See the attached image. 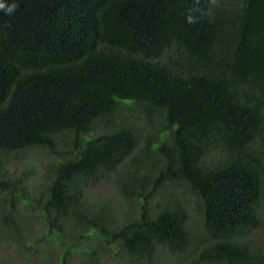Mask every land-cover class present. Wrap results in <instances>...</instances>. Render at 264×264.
Wrapping results in <instances>:
<instances>
[{
  "label": "trees",
  "instance_id": "obj_1",
  "mask_svg": "<svg viewBox=\"0 0 264 264\" xmlns=\"http://www.w3.org/2000/svg\"><path fill=\"white\" fill-rule=\"evenodd\" d=\"M3 2L18 8L0 10V155L37 147L62 157L41 205L18 194L1 169L0 199L9 207L32 202L44 225L60 232L44 233L61 248L56 264H69L73 250L64 240L72 236L64 229L71 223L92 221L94 237L119 245L128 264L150 262L158 245L183 250L182 203L153 212L149 202L172 180L200 200L212 241L198 261L264 264V244L252 247L240 236L259 227L264 240V0H231L234 7L223 0ZM189 9L195 23L186 22ZM132 111L155 129L158 142L147 133L146 151L161 158L155 167L142 156L131 160L121 193L138 213L109 232L89 218L77 182L133 148ZM95 126L102 131L87 136ZM67 135L70 147L56 150Z\"/></svg>",
  "mask_w": 264,
  "mask_h": 264
},
{
  "label": "rangeland",
  "instance_id": "obj_2",
  "mask_svg": "<svg viewBox=\"0 0 264 264\" xmlns=\"http://www.w3.org/2000/svg\"><path fill=\"white\" fill-rule=\"evenodd\" d=\"M218 1V0H217ZM228 6L234 7L231 0H223ZM127 109V108H126ZM124 114H129L125 112ZM115 119L119 115H114ZM130 121L139 134L133 148L119 157V160L108 169H102L93 179H80L77 186L81 189L82 206L91 213L89 218L95 222L117 229L138 213L135 201H130L121 193V177L126 168L132 167L131 160L143 157L148 165L155 167L153 159L161 158L160 154L148 155L144 138L147 133L155 137V129L144 122L138 112H131ZM102 131L99 127L89 130L87 136L96 135ZM68 136V135H67ZM56 150L65 151L70 147V140L58 138ZM57 151V152H58ZM62 155L52 154L42 148L27 147L14 152H3L0 155V169L5 173L7 180L14 181L18 194L23 193L27 200L38 198L37 204L41 205L46 196L45 186L51 175L50 168ZM139 168H145L141 161ZM150 198V206L156 212L167 201H179L185 211V227L188 232L189 242L183 250L171 253L162 245H158L150 262H137L135 264H203L197 260L200 248L212 241L211 236L204 230L202 216L199 211L200 200L191 191L189 186L182 181H166L157 189ZM79 193V192H78ZM27 202V201H26ZM9 200L0 199V264H56L61 248L53 239L44 240L47 236L58 235L60 232L54 228H47L40 217V213L32 202L27 204L24 200L17 199L13 207H9ZM5 208H7L5 210ZM264 218V212L260 217ZM8 218L13 222L8 221ZM84 220V219H83ZM87 223V221L85 222ZM94 223L79 227L77 224L64 229V233L71 235L65 239L71 250L68 255L69 264H128L129 256L117 244L109 245L104 240L94 237ZM108 232L107 237L110 238ZM243 240L252 247H263L262 230L259 227L248 228L240 233ZM42 237V238H41ZM41 238V239H40ZM29 240H35L34 246L27 247ZM37 248V251H34Z\"/></svg>",
  "mask_w": 264,
  "mask_h": 264
},
{
  "label": "clouds",
  "instance_id": "obj_3",
  "mask_svg": "<svg viewBox=\"0 0 264 264\" xmlns=\"http://www.w3.org/2000/svg\"><path fill=\"white\" fill-rule=\"evenodd\" d=\"M17 8L18 5L15 3L6 4L3 2V0H0V10L4 11L7 15H11L13 12L16 11ZM192 11V9H189V14L186 15V22L190 24L196 22V17L191 14Z\"/></svg>",
  "mask_w": 264,
  "mask_h": 264
}]
</instances>
